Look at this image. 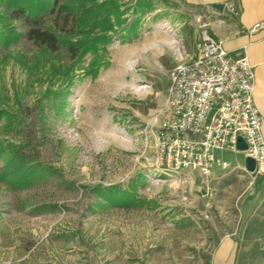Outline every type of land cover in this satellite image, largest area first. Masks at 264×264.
Here are the masks:
<instances>
[{
	"label": "rangeland",
	"instance_id": "374dc122",
	"mask_svg": "<svg viewBox=\"0 0 264 264\" xmlns=\"http://www.w3.org/2000/svg\"><path fill=\"white\" fill-rule=\"evenodd\" d=\"M8 1L0 264H264V175L243 172L225 150L209 176L160 159L170 72L195 52L197 9L186 0H49L19 17ZM109 23L108 40L69 51ZM32 29L63 41L53 51Z\"/></svg>",
	"mask_w": 264,
	"mask_h": 264
},
{
	"label": "built area",
	"instance_id": "2783aa9c",
	"mask_svg": "<svg viewBox=\"0 0 264 264\" xmlns=\"http://www.w3.org/2000/svg\"><path fill=\"white\" fill-rule=\"evenodd\" d=\"M263 28L264 22L257 23L250 33ZM170 76V112L159 131L162 164L209 176L216 153L229 150L253 159L252 173L264 175V121L254 103L255 70L248 57L233 58L202 29L193 55L181 56ZM240 140L246 150L239 149Z\"/></svg>",
	"mask_w": 264,
	"mask_h": 264
},
{
	"label": "crops",
	"instance_id": "0c3cea01",
	"mask_svg": "<svg viewBox=\"0 0 264 264\" xmlns=\"http://www.w3.org/2000/svg\"><path fill=\"white\" fill-rule=\"evenodd\" d=\"M186 3L197 9L195 17L201 29H207L221 41L233 58L246 56L254 66L253 98L264 121V28L255 34L250 33L255 24L264 22V0H186ZM223 151L216 153L214 170L220 164ZM225 151L238 164V168L246 172L245 156Z\"/></svg>",
	"mask_w": 264,
	"mask_h": 264
},
{
	"label": "trees",
	"instance_id": "16d2710c",
	"mask_svg": "<svg viewBox=\"0 0 264 264\" xmlns=\"http://www.w3.org/2000/svg\"><path fill=\"white\" fill-rule=\"evenodd\" d=\"M6 1V0H5ZM30 0H9L8 5L11 9L15 11L17 16L21 17L24 16L26 13L35 14L38 12V10H42L44 6H49V0H34L35 2L29 5ZM73 1V0H71ZM54 7L57 6L60 2V0H53ZM78 2L82 4H86L87 2L94 4L96 6H103L106 3V0L102 4H100L99 0H78ZM67 7H62V9H65ZM113 30V24L109 23L107 27H104L102 30V33L100 35L94 36V38H87L83 40H79L76 42V45L74 46L71 44V47L69 48V51L76 55L79 49H89V48H95L96 44L100 41H106L107 34ZM30 37H32L36 42L40 43L43 46H47V48L55 51L57 49V45L59 44V41H61L58 37H56L54 34H50L46 31H41L38 29H32L29 34ZM63 41V40H62ZM61 41V42H62ZM78 46V47H76ZM17 156L16 159H21L22 156L19 154V152H16ZM21 156V157H20Z\"/></svg>",
	"mask_w": 264,
	"mask_h": 264
},
{
	"label": "water",
	"instance_id": "95a60500",
	"mask_svg": "<svg viewBox=\"0 0 264 264\" xmlns=\"http://www.w3.org/2000/svg\"><path fill=\"white\" fill-rule=\"evenodd\" d=\"M238 147L240 150H246L247 149V145L242 140L239 141ZM245 169L248 172H254L255 171V161L253 159H250V158L246 159Z\"/></svg>",
	"mask_w": 264,
	"mask_h": 264
}]
</instances>
